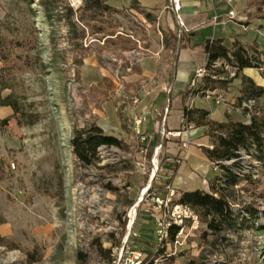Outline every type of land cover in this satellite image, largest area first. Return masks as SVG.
Wrapping results in <instances>:
<instances>
[{
  "label": "rangeland",
  "instance_id": "rangeland-1",
  "mask_svg": "<svg viewBox=\"0 0 264 264\" xmlns=\"http://www.w3.org/2000/svg\"><path fill=\"white\" fill-rule=\"evenodd\" d=\"M154 1L152 14L146 9ZM106 3L114 11L94 19L82 11V0H59L48 20L39 0H0V76L9 84L2 96L11 95L22 113L14 116L0 106V264H77L78 254L85 264H111L124 245L143 259L150 251V259L161 264H264L263 236L242 224L212 234L194 211L197 230L185 221L177 244L157 246L147 205H136L152 191L162 194L165 171H175L180 160L171 156L168 162L160 143L141 141L126 107L139 92H151L144 79L131 80L140 74V60L153 58L171 74L177 45L155 20L162 0ZM252 6L253 26L264 25V0ZM166 42L172 54L164 51ZM224 82L217 90L226 107L204 97L196 105L214 119L249 122L264 116V97L255 107L239 105L240 80ZM165 102L164 97V113L171 105ZM159 122L158 131L165 133L163 117ZM91 123L123 144L102 149L98 161L84 167L71 153V133ZM241 160L251 167V181L241 182L228 199L235 215L246 217L250 206L264 210V171L253 169L245 156ZM218 173L211 165L201 178L203 191ZM201 181L188 191L201 188Z\"/></svg>",
  "mask_w": 264,
  "mask_h": 264
},
{
  "label": "trees",
  "instance_id": "trees-1",
  "mask_svg": "<svg viewBox=\"0 0 264 264\" xmlns=\"http://www.w3.org/2000/svg\"><path fill=\"white\" fill-rule=\"evenodd\" d=\"M130 1L136 3V0ZM82 2L84 4L82 11L88 12L91 18L94 19L114 11L112 7L107 5L106 0H82ZM58 3L59 0H39L45 18L52 19L51 14L56 12ZM132 8L139 10L137 6ZM67 11L69 14L67 17L70 19L72 12L70 9H67ZM141 12L143 13V11ZM143 14L147 20H150L149 14ZM68 26L73 28L70 21H68ZM102 31V29H98L97 33H102ZM171 36L176 43V36ZM165 46L167 47V42ZM196 47L202 48L206 55L205 67L207 69L214 62L220 61L222 64L236 70L235 79H239L241 82L240 95L237 98L239 105L245 102H254L255 107V104H258L259 100L264 97V86H257L250 78L241 74L244 69H256L264 81V52L258 48L255 42L243 45L238 41H234L228 46L223 39H215L207 40ZM223 72L222 70H216L218 74ZM226 85L227 83L224 81L206 78L194 91V95L205 91L223 89ZM8 87L7 80L0 76V106L10 107L14 116L19 114L21 116V108L18 102L11 95L2 96V91ZM189 93L186 86L182 92L183 100L188 97ZM200 96L202 97L203 94ZM182 118L187 126L194 128L206 127L205 136L209 139L210 147H202L201 151L219 173L211 180L209 191L181 192L176 203L189 207L202 217L207 232L212 234H219L224 229L232 230L242 224L247 230L264 237V210L259 211L256 207L250 206L244 213L246 217L243 216V213L235 215L228 199L233 189L241 182L251 181L249 172H247L251 167L244 165L241 160L242 156L247 157L254 163L253 169L258 168L264 171V116L253 115L249 122L228 120L227 122L218 123L208 119L206 111L183 105ZM122 144V141L116 137L105 135L102 129L94 123L81 129H74L71 133V153L78 164L84 167L92 166L98 161L99 148H120ZM259 220L261 223L257 222ZM176 230L174 228L170 231V240H173ZM144 254L146 256L144 257V263H147L151 260L152 253L146 251ZM80 256L81 254H78L76 257L77 264H85V257ZM106 260L109 261V258H106Z\"/></svg>",
  "mask_w": 264,
  "mask_h": 264
},
{
  "label": "crops",
  "instance_id": "crops-1",
  "mask_svg": "<svg viewBox=\"0 0 264 264\" xmlns=\"http://www.w3.org/2000/svg\"><path fill=\"white\" fill-rule=\"evenodd\" d=\"M261 1L243 0L242 2V0H231V3L227 4L225 0H214L211 3L207 0H181V15L189 31L176 36V58L172 73L170 74V71L155 59L143 58L139 63L140 74L136 75V79H131L135 81L144 79V84L145 81L151 84L149 88L151 92L148 91V88L139 92L133 98V106L131 108L126 107V111L134 113L132 114V116L134 115L133 118L144 117L145 120L140 128L141 133L146 138V144L150 143L152 147H155L160 143L168 156V162L172 160L171 156L180 160L177 169L173 171L168 166L167 170L169 171L166 170L163 177L165 180L163 186L171 184L177 193L188 192L190 187L199 184L201 178L205 179L208 176L211 166L200 148L210 147L209 139L205 136L206 127L194 128L184 125L181 121L183 105L188 106L190 103L191 108L206 111L208 119L212 121L227 122L226 119H214L211 111L202 106H197V99L202 97H194L191 102H188L187 98L185 100L182 98V92L185 90L191 75L206 62V55L202 48L196 46L207 40L223 39L228 46L234 41H238L243 45L255 42L258 48L264 52V25L261 21V23H258L259 25L253 26L252 17L250 16L254 9L252 5L259 4ZM165 4L166 0H162L161 11H156L157 18L155 20L157 24L158 22L165 24L167 29L175 35L178 28L172 12ZM156 5L154 1L150 3L146 10L153 14L155 12L153 10H157ZM230 10L236 13L235 21H227L226 16ZM214 18L218 20L216 25L212 24ZM258 26L261 28L256 30ZM163 49L168 54L173 53L172 46L169 43H167V47L164 45ZM241 74L250 78L257 86H264V81L258 70L244 69ZM145 86L147 87V84ZM167 89L170 90L169 94L166 93ZM164 97L166 98L164 105H166L167 100L171 101L170 107L167 106V113L162 111ZM162 117L163 128L167 130L165 133H179L178 137L163 135L162 138L159 136L161 132L158 131V124ZM204 181L206 180L201 181V188L194 190H203Z\"/></svg>",
  "mask_w": 264,
  "mask_h": 264
},
{
  "label": "built area",
  "instance_id": "built-area-1",
  "mask_svg": "<svg viewBox=\"0 0 264 264\" xmlns=\"http://www.w3.org/2000/svg\"><path fill=\"white\" fill-rule=\"evenodd\" d=\"M207 1L210 3L214 2V0ZM225 1L227 4L231 3V0ZM168 2V8L173 14L175 24L178 28V36H180L181 34L189 31L181 15V0H168ZM226 18L227 21H235L236 13L233 10H230L228 11ZM212 24H218L217 18L213 19ZM216 70H222L224 72L218 74L216 73ZM235 76L236 70L228 67L226 64H222L220 61L211 64L209 69H207L204 64L193 72L188 81L187 87L190 92L187 97L188 102H191L194 97L203 94L202 97L213 100L217 105L223 104L226 107V101L222 95L218 93V90L205 91L204 93H198L197 95H194V91L206 78L215 81H227L233 77L235 78ZM166 93L169 94L170 90L167 89ZM168 102L169 100H167V103ZM188 107H190V103L188 104ZM167 112L168 109L166 108L165 113ZM144 120V117H134L136 135L141 141L146 140L140 131V126ZM181 121L184 123L183 118ZM184 125L186 124L184 123ZM161 134L166 137L169 135L172 137H178L180 135L179 133L165 134L163 130L161 131ZM160 148L161 146L156 147L155 151H158ZM102 149H107V147H101L98 151L100 152ZM204 184H206V181H204ZM177 197L178 194L176 189L171 184H167L163 187L161 195L156 191H152L144 199H140V203L143 202L148 207L147 211L154 225L155 242L160 248H163L170 242H173L174 244L178 243V239L183 236L185 221H190L192 230L198 229L199 222L197 216L189 207L176 203ZM174 228L177 230L174 234L173 240H170V231ZM141 256L140 252L134 251L130 249V247L124 245L117 252L114 251L111 264H161V260L156 258L144 263L145 261Z\"/></svg>",
  "mask_w": 264,
  "mask_h": 264
},
{
  "label": "water",
  "instance_id": "water-1",
  "mask_svg": "<svg viewBox=\"0 0 264 264\" xmlns=\"http://www.w3.org/2000/svg\"><path fill=\"white\" fill-rule=\"evenodd\" d=\"M152 180H153V177H152V179H151V182H152ZM139 204H140V201L137 203L136 207H138V206H139Z\"/></svg>",
  "mask_w": 264,
  "mask_h": 264
},
{
  "label": "bare ground",
  "instance_id": "bare-ground-1",
  "mask_svg": "<svg viewBox=\"0 0 264 264\" xmlns=\"http://www.w3.org/2000/svg\"><path fill=\"white\" fill-rule=\"evenodd\" d=\"M156 166V165H155ZM144 193V192H143ZM135 208V207H134Z\"/></svg>",
  "mask_w": 264,
  "mask_h": 264
}]
</instances>
